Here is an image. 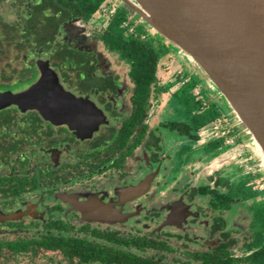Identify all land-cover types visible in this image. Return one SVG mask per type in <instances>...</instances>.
Returning <instances> with one entry per match:
<instances>
[{
  "label": "flooded vegetation",
  "instance_id": "obj_1",
  "mask_svg": "<svg viewBox=\"0 0 264 264\" xmlns=\"http://www.w3.org/2000/svg\"><path fill=\"white\" fill-rule=\"evenodd\" d=\"M120 12L124 40L161 51L147 86L110 47ZM41 67L74 121L0 109V264H260L264 173L167 40L120 0L89 16L70 0H0V92L29 89Z\"/></svg>",
  "mask_w": 264,
  "mask_h": 264
},
{
  "label": "water",
  "instance_id": "obj_2",
  "mask_svg": "<svg viewBox=\"0 0 264 264\" xmlns=\"http://www.w3.org/2000/svg\"><path fill=\"white\" fill-rule=\"evenodd\" d=\"M120 1L203 73L264 167V0ZM41 68L43 75L29 89L0 92V109L18 103L74 121L75 99Z\"/></svg>",
  "mask_w": 264,
  "mask_h": 264
},
{
  "label": "trees",
  "instance_id": "obj_3",
  "mask_svg": "<svg viewBox=\"0 0 264 264\" xmlns=\"http://www.w3.org/2000/svg\"><path fill=\"white\" fill-rule=\"evenodd\" d=\"M100 2L101 0H70V4L75 5L77 9H85L88 16L98 8ZM124 18L125 12L118 13L109 26L108 38L110 47L123 53L132 61L133 67L136 70V76L140 77L142 84L147 86L155 78L156 63L161 51L153 47L150 42L132 38L124 40L123 30L121 29V22ZM143 23L145 22L143 21ZM172 48L174 49L173 46ZM204 117H206L205 121H207V116ZM259 262L260 264H264V256L262 254H260Z\"/></svg>",
  "mask_w": 264,
  "mask_h": 264
},
{
  "label": "rangeland",
  "instance_id": "obj_4",
  "mask_svg": "<svg viewBox=\"0 0 264 264\" xmlns=\"http://www.w3.org/2000/svg\"><path fill=\"white\" fill-rule=\"evenodd\" d=\"M150 30H151V32H155V30L154 29H152V28H150ZM175 50V49H174ZM176 51V50H175ZM177 56H178V58L182 61V62H186L190 67H192L191 66V64L186 60V59H184V57H182V55L180 54V53H178L177 52ZM192 82L193 81H191V82H189L188 84H186L185 86H184V89L183 90H185V91H190V88L192 87ZM195 82L197 83V85L198 86H200L201 88H202V98H207V97H209V94L211 93V92H213V93H215L216 91L211 87V86H209L207 83H206V80H205V77H204V75L202 76V78H200V79H198V78H195ZM222 102L223 103H226L225 102V100L222 98ZM175 103L174 102H170L169 103V106L171 107V108H175ZM195 106H196V103L194 102V98L193 97H189V100L187 101V104H186V109H187V112H188V114L189 115H192L193 114V110L195 109ZM227 110H226V107H222V108H220L219 110H217V112H218V114H227V112H226ZM173 114V113H172ZM172 114H170L171 115V117H173V115ZM166 116H168L166 113L164 114V117H166ZM235 116V115H234ZM235 121H236V124H237V126H238V121H237V119H236V117H235ZM240 130H241V132L244 134V138H245V146L247 147V149H248V151L250 152V150H249V147L250 148H252V150H255L254 148H253V146L251 145V143H250V140H249V137L248 136H246V134H245V132L241 129V128H239ZM172 137L174 138V139H178L179 138V136L178 135H176L175 133H173L172 134ZM249 146V147H248ZM254 152V151H253ZM255 158H256V161H257V163H258V165H259V167L261 168V171L264 173V167H263V165H262V163H261V160H259V158L258 157H256L255 155H257L256 154V151L252 154ZM192 157V156H191Z\"/></svg>",
  "mask_w": 264,
  "mask_h": 264
}]
</instances>
